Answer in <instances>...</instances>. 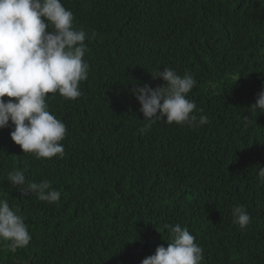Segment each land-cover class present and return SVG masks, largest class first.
<instances>
[{
    "label": "trees",
    "instance_id": "trees-1",
    "mask_svg": "<svg viewBox=\"0 0 264 264\" xmlns=\"http://www.w3.org/2000/svg\"><path fill=\"white\" fill-rule=\"evenodd\" d=\"M61 2L74 27L98 34L85 41L88 78L79 100L47 99L67 128L63 157L23 153L11 122L0 129V199L32 236L15 253L0 240V264H140L172 242L164 225L177 223L200 239L202 264H263L264 113L248 107L264 87V0ZM164 65L196 76L191 92L209 123L162 119L140 131L131 88H153L150 73ZM13 170L50 181L59 201L22 196ZM236 205L251 217L243 229Z\"/></svg>",
    "mask_w": 264,
    "mask_h": 264
},
{
    "label": "clouds",
    "instance_id": "clouds-1",
    "mask_svg": "<svg viewBox=\"0 0 264 264\" xmlns=\"http://www.w3.org/2000/svg\"><path fill=\"white\" fill-rule=\"evenodd\" d=\"M97 35L74 27V14L61 0H0V129L11 122L10 138L23 153L37 159L63 157L60 142L67 128L51 114L47 99L57 96L74 101L83 96L80 87L89 73L83 59L88 50L85 41ZM156 69L150 73L153 88L147 84L131 88L147 121L140 131L147 132L162 119L193 129L209 123L191 92L197 84L196 76L170 65ZM157 83L163 84L154 88ZM248 108L257 116L264 113V87ZM244 120L250 123L247 116ZM258 179L264 185V167L259 166ZM7 180L22 196L34 194L47 203H57L61 196L50 181L28 182L21 170L10 171ZM231 213L240 228L250 224L251 217L243 205L234 206ZM164 228L169 229L172 242L167 247L157 246L154 254L140 264H202L200 239L179 223L165 224ZM31 239L24 216L0 199V240L8 241L9 251L15 253L27 247Z\"/></svg>",
    "mask_w": 264,
    "mask_h": 264
},
{
    "label": "rangeland",
    "instance_id": "rangeland-1",
    "mask_svg": "<svg viewBox=\"0 0 264 264\" xmlns=\"http://www.w3.org/2000/svg\"><path fill=\"white\" fill-rule=\"evenodd\" d=\"M85 1H89L90 2L91 0H74V6L77 7V8H82L83 9V6H84L83 4H84ZM260 55L264 56V47L262 48Z\"/></svg>",
    "mask_w": 264,
    "mask_h": 264
}]
</instances>
